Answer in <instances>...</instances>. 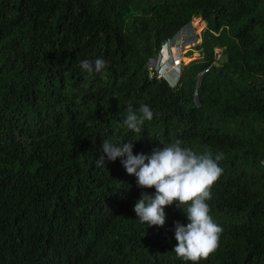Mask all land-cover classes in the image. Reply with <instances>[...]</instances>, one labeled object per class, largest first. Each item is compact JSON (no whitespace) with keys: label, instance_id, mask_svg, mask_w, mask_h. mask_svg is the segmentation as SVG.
Wrapping results in <instances>:
<instances>
[{"label":"trees","instance_id":"1","mask_svg":"<svg viewBox=\"0 0 264 264\" xmlns=\"http://www.w3.org/2000/svg\"><path fill=\"white\" fill-rule=\"evenodd\" d=\"M195 17L203 58L169 86L148 63ZM129 104L153 112L139 133ZM105 139L222 154L207 201L222 233L198 264H264V0H0V264H192L173 250L187 205L141 223L155 189L120 157L100 166Z\"/></svg>","mask_w":264,"mask_h":264},{"label":"clouds","instance_id":"2","mask_svg":"<svg viewBox=\"0 0 264 264\" xmlns=\"http://www.w3.org/2000/svg\"><path fill=\"white\" fill-rule=\"evenodd\" d=\"M106 61L82 60V70L91 74L100 73L106 67ZM169 84L175 86L176 81ZM153 112L148 105L142 104L136 110L131 104L127 107L124 125L139 133L145 120H152ZM180 139L168 146L154 147L150 154H133V143L115 145L109 140L102 141V155L97 159L104 167L105 158L115 161L118 157L127 174L136 177L138 188H154V193L142 191L136 200L133 211L139 221L147 226L163 227L166 222L165 207L174 202L177 208L187 205L182 210L187 224L174 222L173 250L178 258L198 264L216 251L222 228L210 215L207 203L212 198L211 188L223 172L219 166L222 154L215 157L211 153L197 154L182 146Z\"/></svg>","mask_w":264,"mask_h":264},{"label":"built area","instance_id":"3","mask_svg":"<svg viewBox=\"0 0 264 264\" xmlns=\"http://www.w3.org/2000/svg\"><path fill=\"white\" fill-rule=\"evenodd\" d=\"M184 34L185 33L181 34V32H180L179 35L177 37H175L173 40L169 39V40L165 41L163 43V45L161 46L158 58L155 59V60L152 59L148 63L149 67L151 69L155 70L156 77L157 78H163L167 83H168V81L166 80V77H170L173 80L174 79L176 80V79L179 78L177 73H178L179 67L181 66L180 57H181V55L185 54V53L180 54L181 50H180L179 47L182 48L184 46V43H187V42L190 41L189 37L184 36ZM181 43H182V45H181ZM165 48L167 49V51H169V53H168L169 54L168 62L167 61H162V56H161V52L162 51L161 50L165 49ZM198 57L200 58V56L197 54L196 58H194L193 60L198 59ZM218 59H219V53H217L216 50H215L214 60L217 61ZM160 62L164 65V68H165V70H163L162 72L160 71L159 67H156L157 64L160 63ZM212 65H215V62ZM207 71H208V69H205L203 71V73H205Z\"/></svg>","mask_w":264,"mask_h":264},{"label":"rangeland","instance_id":"4","mask_svg":"<svg viewBox=\"0 0 264 264\" xmlns=\"http://www.w3.org/2000/svg\"><path fill=\"white\" fill-rule=\"evenodd\" d=\"M205 24L206 23L203 20H201L200 18H198V17L192 18V20L190 21V27H191V30L189 32L190 35H191L189 37L190 41L187 42V43H184V46L182 48L179 47L180 50H181L180 54H182V53H185V54L181 55V57H180L181 66L179 67V70H178V73H177L178 76H180L183 67L188 62H190L194 58H196L197 54L200 56V58H203V56H201L199 51H198L199 50L198 46H199V43L201 41V32H203V30L205 28ZM183 33H185L184 36H188L189 35V33L181 31V34H183ZM181 45H182V43H181ZM220 51H221L220 49H216L217 53H220ZM194 52L196 53L195 56H193V54H195ZM188 53H189V55H188ZM200 58L198 57V59H200ZM156 67H159L161 72L163 70H165L164 65L161 62L158 63ZM166 80L168 81V84H169V81L173 80V79L170 78V77H166ZM174 81H177V79L176 80L174 79ZM169 86H171V85L169 84Z\"/></svg>","mask_w":264,"mask_h":264},{"label":"crops","instance_id":"5","mask_svg":"<svg viewBox=\"0 0 264 264\" xmlns=\"http://www.w3.org/2000/svg\"><path fill=\"white\" fill-rule=\"evenodd\" d=\"M205 26H206V24H205ZM162 52H161V56H162V61H167L168 62V58H169V51H167V49L165 48V49H162L161 50ZM195 53V52H194ZM188 55H189V53H188ZM196 55V53L195 54H193V56H195ZM185 61V60H184Z\"/></svg>","mask_w":264,"mask_h":264},{"label":"water","instance_id":"6","mask_svg":"<svg viewBox=\"0 0 264 264\" xmlns=\"http://www.w3.org/2000/svg\"><path fill=\"white\" fill-rule=\"evenodd\" d=\"M189 27V26H188ZM180 31H178L172 38L171 40H173L175 37H177L179 35Z\"/></svg>","mask_w":264,"mask_h":264}]
</instances>
